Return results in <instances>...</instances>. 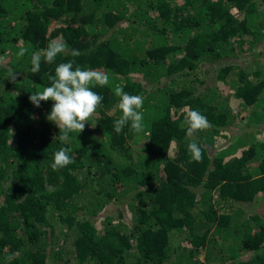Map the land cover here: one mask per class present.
I'll use <instances>...</instances> for the list:
<instances>
[{
  "label": "trees",
  "instance_id": "obj_1",
  "mask_svg": "<svg viewBox=\"0 0 264 264\" xmlns=\"http://www.w3.org/2000/svg\"><path fill=\"white\" fill-rule=\"evenodd\" d=\"M59 39L80 55L32 73L30 53ZM69 60L111 83L93 89L102 101L84 130L60 141L53 102L28 97ZM201 64L218 65L212 80ZM117 85L143 96L142 132L114 131ZM188 109L210 127L187 135ZM65 147L73 162L53 170ZM255 199L264 0H0V264H264V214L245 209Z\"/></svg>",
  "mask_w": 264,
  "mask_h": 264
},
{
  "label": "clouds",
  "instance_id": "obj_2",
  "mask_svg": "<svg viewBox=\"0 0 264 264\" xmlns=\"http://www.w3.org/2000/svg\"><path fill=\"white\" fill-rule=\"evenodd\" d=\"M28 53L29 47L21 46L16 55L22 58ZM60 54L77 57L80 52L76 49L69 50L67 42L63 39L52 40L45 49L30 53V71L34 74L38 73L42 61L51 65ZM16 76L17 73L9 69L7 77L15 81ZM47 78L50 85L32 92L28 99L36 107L40 106L41 101L51 100L53 102L46 118L59 129L57 138L60 141H66L69 134L80 133L84 130L85 124H89L102 101V96L93 89L110 85V76L101 70L81 68L75 65L74 61L69 60L56 64L54 74H49ZM114 93L119 98L117 108L121 113L113 123L114 131L120 133L128 125L131 131L142 132L145 128L142 112L143 96L128 94L120 85L114 87ZM90 125L94 127L96 124ZM181 126H186L187 135L192 136L207 129L210 124L207 117L198 110L188 109ZM69 151L70 149L65 147L54 153L50 165L53 170H58L73 162L74 157L68 155ZM187 151L192 161H201L203 153L197 143H188Z\"/></svg>",
  "mask_w": 264,
  "mask_h": 264
},
{
  "label": "rangeland",
  "instance_id": "obj_3",
  "mask_svg": "<svg viewBox=\"0 0 264 264\" xmlns=\"http://www.w3.org/2000/svg\"><path fill=\"white\" fill-rule=\"evenodd\" d=\"M226 63V62H224ZM204 70L207 71V73L204 75V79L207 77L209 80L213 79V73L215 70L218 68L217 64H201ZM228 143L226 140H221L217 139L215 142L214 148H222L225 147ZM245 209H250V210H255L258 209L257 211H260V213L264 214V202L262 200H253L252 202L246 203Z\"/></svg>",
  "mask_w": 264,
  "mask_h": 264
}]
</instances>
